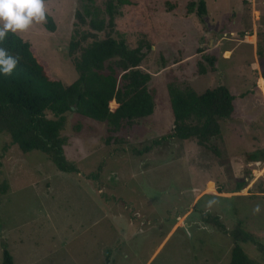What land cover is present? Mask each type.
<instances>
[{
    "label": "rangeland",
    "instance_id": "rangeland-1",
    "mask_svg": "<svg viewBox=\"0 0 264 264\" xmlns=\"http://www.w3.org/2000/svg\"><path fill=\"white\" fill-rule=\"evenodd\" d=\"M197 1L123 0L115 30L144 53L154 111L119 132L67 113L60 136L77 173L58 172L0 133V264L4 249L13 264H228L238 226L264 246V0H204L203 17L187 11ZM83 4L44 1L54 30L46 21L16 33L66 85L78 78L69 43ZM218 86L235 98L221 138L200 146L170 137L169 88ZM207 213L225 231L206 224ZM239 245L264 264L254 245Z\"/></svg>",
    "mask_w": 264,
    "mask_h": 264
},
{
    "label": "trees",
    "instance_id": "trees-1",
    "mask_svg": "<svg viewBox=\"0 0 264 264\" xmlns=\"http://www.w3.org/2000/svg\"><path fill=\"white\" fill-rule=\"evenodd\" d=\"M83 1L82 11L75 14L69 43V54L78 73L72 84L66 85L54 76L36 49L16 33L9 32L0 43L10 55L20 57L11 76L0 74V133L9 135L10 144L23 153H43L58 172L64 173H77V168L64 157L65 140L60 136L67 113L104 122L109 131L119 132L154 111L148 87L150 76L139 69L144 53L141 47L131 48L115 30L123 0H106L103 10L94 5V0ZM187 11L205 16L204 0L188 4ZM46 17V27L52 32L54 24ZM84 26L86 29H82ZM100 33L103 37H99ZM212 63L209 60L211 66ZM260 83L264 88V71ZM168 94L173 116L170 137L194 139L200 146L221 138V123L229 120L234 111L235 98L227 88L218 86L197 94L189 87H170ZM159 144V140H154L137 154L147 153ZM6 192L3 184L0 193ZM203 221L218 230L226 229L218 215L207 213ZM230 237L234 245L228 264H257L248 259L239 244H252L264 255L259 239L240 226ZM2 264H13L6 249L2 251Z\"/></svg>",
    "mask_w": 264,
    "mask_h": 264
},
{
    "label": "clouds",
    "instance_id": "clouds-1",
    "mask_svg": "<svg viewBox=\"0 0 264 264\" xmlns=\"http://www.w3.org/2000/svg\"><path fill=\"white\" fill-rule=\"evenodd\" d=\"M44 0H0V43L9 32L27 31L33 23H46ZM19 56H12L7 49L0 47V74L11 76ZM214 201H209V204ZM262 205L256 204L253 214L261 212Z\"/></svg>",
    "mask_w": 264,
    "mask_h": 264
}]
</instances>
